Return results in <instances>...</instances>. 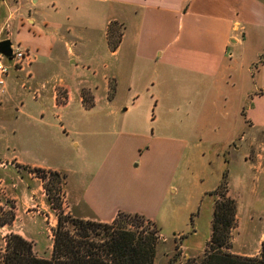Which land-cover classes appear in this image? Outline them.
Returning <instances> with one entry per match:
<instances>
[{"label": "crops", "instance_id": "1", "mask_svg": "<svg viewBox=\"0 0 264 264\" xmlns=\"http://www.w3.org/2000/svg\"><path fill=\"white\" fill-rule=\"evenodd\" d=\"M112 21L121 26L120 41L114 50L106 39L107 26ZM102 26L105 49L98 35ZM5 39L30 51L35 60L6 77L0 98L20 81V75L32 86L38 76L47 77L55 69L56 82L49 84L52 79H47L45 86L41 84L42 88L49 84L54 109L66 108L76 96L82 106L83 89L87 91V101L92 102L103 96L108 101L125 97L130 105L123 111L136 106L134 102L148 84L158 87V95L171 89L170 98L193 103L190 112L197 113L195 124L209 129L206 141L218 145L216 157L222 153L228 166L221 173L227 180L226 196L236 200L240 192L248 194L249 184L264 174V0H0V41ZM90 65L94 66L92 80L85 74ZM98 69L100 84L96 79ZM21 87L24 88L22 82ZM57 89L68 97L65 104L57 103ZM185 109L188 111L187 106ZM17 111L23 112L22 107ZM230 112L233 129L224 131L223 119L228 124ZM241 116L255 129H243ZM214 118L219 119L213 121ZM203 129H198L199 135ZM136 130L118 133L105 168L91 175L86 185L76 186L75 195L65 190L72 215L109 223L118 212H125L142 215L154 223L152 215L160 208L171 186L170 179L162 176L149 180L156 188L142 203L136 194L141 175L134 171L140 164L153 162L155 151L166 150L168 139ZM202 139V135L198 136V140ZM0 157V196L13 202L7 207L0 199L1 213L9 211L13 215L11 221L3 219L0 228L16 226L19 229L12 233L33 247L35 223L23 225L20 217L24 207L39 205L34 196L38 187L33 185L36 178L23 167L50 168L1 150ZM136 160L137 167L133 164ZM125 164L131 176L121 181L115 169ZM50 170L65 174L66 188L69 171ZM251 191L256 194V189ZM244 220L237 208L239 237H248L246 243L250 239L260 242L264 224L249 237ZM178 247L184 258L191 257ZM232 253L252 256L245 251Z\"/></svg>", "mask_w": 264, "mask_h": 264}, {"label": "rangeland", "instance_id": "2", "mask_svg": "<svg viewBox=\"0 0 264 264\" xmlns=\"http://www.w3.org/2000/svg\"><path fill=\"white\" fill-rule=\"evenodd\" d=\"M103 31L102 26L101 32L97 34L101 38L102 49H105ZM57 54L59 57H64L61 53ZM83 64L86 63L83 62ZM92 69L94 66L90 65V71L85 73L89 80L93 79L90 75ZM55 71L56 69L48 72L47 77L46 75L38 76L33 80L32 86L26 83L24 88L21 87V82L26 81L20 75V81L12 85L14 90L10 86L9 92L1 96L0 150L12 153L28 163L50 169L68 170L66 188L64 182L60 181L57 184L58 196L55 193L56 189L52 192L53 197L59 199L61 209L65 213H70L72 211L68 208L65 190L67 192L70 190V194L75 195L76 186L86 185L91 175L105 168L108 154L112 152V144L121 130L137 129L136 131L151 133L153 137H166L168 139L166 150L155 151L152 154L153 162L147 166L140 164L136 170L134 169L135 174L141 175L136 194L142 203L156 188L155 183L149 184V180L162 178V176L170 179L171 186L161 200L160 208L152 215L158 231L153 264L199 262L207 251L206 242L210 235L215 197L210 192L219 184L222 177L225 183L227 182L221 173H225L228 166L223 162L222 153L219 158L216 157L218 145H210L206 141L209 129L200 128L195 124L198 120L197 113L195 110V113L190 112L193 103L170 98L168 94L171 89L168 90L169 92L166 90L158 95V87L154 85V88L148 84L137 102H134L136 106H131L128 111L122 109L130 105V102L121 96H117L112 101L106 100L104 96L96 102L86 100L82 106L77 102L76 96L66 108L54 109L51 108L49 84L57 80L54 76ZM98 71L100 73L96 79L100 84L101 70L98 69ZM10 79L11 77L7 81ZM47 79L52 80L45 88H42L41 84L44 85ZM165 88L169 87L165 86ZM35 91L38 94L37 97L33 95ZM154 96H157L156 99ZM159 96L160 99H158ZM143 98L144 101H142ZM232 104L230 102L231 110ZM185 106L188 107V111ZM19 107H22L23 112L17 111ZM218 119L214 118L213 121ZM223 120V130L233 129L232 112L227 118L228 124L225 125V119ZM241 121L244 123L242 116ZM134 123L138 125L132 127ZM250 123L251 121H246L243 129H255V125L250 126ZM198 129H203L204 133L199 135ZM201 135L203 139L198 140V136ZM133 164L137 167L139 160L134 161ZM115 172L118 173L121 181L131 176V169L126 164L119 165ZM36 180V184L33 182V185L38 189L34 196H36L35 203L39 205L24 207L20 219L26 226L35 223L32 224L35 233L33 252L46 258L50 254L56 211L51 208L47 200L44 188L47 180L44 182L41 179L36 178ZM252 182L249 184V193L241 194L240 192L236 199L235 225L231 230L229 251L231 253L245 251L252 256H257L264 251V237L260 242L256 243L250 239V243H246L249 238L241 239L237 228V208L242 219H245L244 227L247 228L245 230L248 236L255 234L256 229L264 224V174L260 180ZM225 187L227 192V184ZM251 189H256V194H252ZM0 199L5 200L3 205L11 207L13 202L9 197ZM250 217L251 220H249ZM12 218L13 215L9 211L6 213L0 211V223L3 219L11 221ZM18 224L19 222L16 223ZM18 229L16 226L0 228V264L5 254L6 238L13 234V230ZM138 229L140 230L141 227ZM178 245L191 257L184 258Z\"/></svg>", "mask_w": 264, "mask_h": 264}, {"label": "trees", "instance_id": "3", "mask_svg": "<svg viewBox=\"0 0 264 264\" xmlns=\"http://www.w3.org/2000/svg\"><path fill=\"white\" fill-rule=\"evenodd\" d=\"M120 36L121 26L115 21L110 22L106 39L111 50L118 45ZM82 95L85 101L89 98L84 89ZM23 168L47 180L44 187L47 200L56 211L51 251L48 258L38 257L33 252L32 243L18 234H10L5 240L2 264H153L158 238L153 222L142 215L125 212H118L109 223L65 213L52 192L56 189L57 195L60 181L65 185V180H61L66 178L65 174L38 167ZM225 186L222 178L210 192L215 197L207 251L196 264H264V251L257 256L236 255L229 251L236 204L234 199L226 196ZM139 227L142 230H137Z\"/></svg>", "mask_w": 264, "mask_h": 264}, {"label": "built area", "instance_id": "4", "mask_svg": "<svg viewBox=\"0 0 264 264\" xmlns=\"http://www.w3.org/2000/svg\"><path fill=\"white\" fill-rule=\"evenodd\" d=\"M10 48V54L9 56H6L0 52V87H3L5 85V79L6 77L12 72V71H19L23 70L24 68L28 67L34 60L35 57L33 56L30 51H28L25 48H22L19 44H12L9 45ZM29 75H26V78H28ZM27 82H23V86L26 85ZM35 97H37V92L35 91L34 94ZM56 98L58 104H65L68 97L66 95H63L61 92H56ZM33 177H36L37 179H41L43 182L44 180L40 178L36 172H29Z\"/></svg>", "mask_w": 264, "mask_h": 264}, {"label": "water", "instance_id": "5", "mask_svg": "<svg viewBox=\"0 0 264 264\" xmlns=\"http://www.w3.org/2000/svg\"><path fill=\"white\" fill-rule=\"evenodd\" d=\"M9 45H10V41L7 39L0 41V52L6 56H9L10 54Z\"/></svg>", "mask_w": 264, "mask_h": 264}]
</instances>
